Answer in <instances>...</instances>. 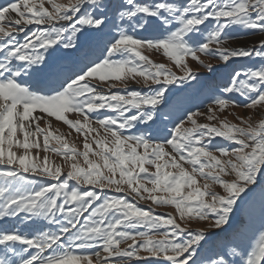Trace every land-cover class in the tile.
I'll list each match as a JSON object with an SVG mask.
<instances>
[{"label": "snow or ice", "instance_id": "obj_1", "mask_svg": "<svg viewBox=\"0 0 264 264\" xmlns=\"http://www.w3.org/2000/svg\"><path fill=\"white\" fill-rule=\"evenodd\" d=\"M108 8L105 0H67V3L13 0L0 5V38H7L0 43V53L4 54L0 59V165L5 169L0 170L3 178L0 220L18 218L24 213L18 222L32 221L25 225L31 229L30 234L19 228H0V246H3L0 264H128L132 258L155 264L149 257L160 258L167 264H197V249L206 239L205 233L189 230L178 220L203 221L212 213L217 217L212 227L227 225L242 194L253 191L258 178L264 181V118L253 120L249 116L239 118V123L220 119L217 112L238 106L228 98L217 97L213 101L215 106L208 108L207 120L216 123L198 122L196 117L205 114L196 112L188 115L191 127H185V121H180L160 142L151 133L161 119L160 106L166 103L165 94L169 91L166 86L194 78L186 61L188 56L201 63L198 52L218 54L225 63L232 58L253 55L264 60V39L258 47H225L231 39L226 35L230 27L241 26L264 33V0H190L188 6L167 0L154 4L123 0L116 11L118 22L113 25L119 30L106 42V56L86 65L59 89L53 88L46 94L19 79L30 70L34 73L44 70L34 66L47 67L46 57L38 49L54 52L60 44L66 49H76L77 39L107 35ZM6 19L9 26L3 24ZM210 19L217 23L206 41L191 43L189 34H198L200 26ZM173 21L180 26L170 30ZM154 23L169 28L167 34L153 39L136 38L137 30L147 32ZM33 25L37 26L35 30L30 27ZM21 33L23 42L17 39ZM143 49L162 50L185 75L178 77L165 64L154 63L143 54ZM13 61L23 63L15 65ZM136 77L143 78L145 86L160 87L150 94L135 90L128 95L111 92L118 87L116 82L127 89V81ZM92 80L107 83L108 94L98 90L101 84L94 85ZM223 92L246 97L248 102L243 107L253 110L264 107V65L235 72L230 86L224 87ZM105 108L118 115H106L96 121L98 128L93 127L87 113ZM37 111L41 115H34ZM68 113L82 115L83 121L69 119ZM51 117L84 133L83 152L70 148L64 136L55 135L50 130V121L48 128L40 126L41 120ZM139 124L145 125L143 133L124 134ZM93 133L89 143L88 135ZM50 138L61 147L50 149ZM216 138L230 141L232 147H216ZM41 147L45 152L52 151L72 161L63 180L60 179L64 175L62 167L50 166L47 155L40 163L36 162L38 157L31 150ZM90 153L97 160L90 159ZM77 156L83 157L87 167L77 162ZM27 173L59 183H40L37 187L39 182L30 179ZM70 181L81 186L94 185L100 191H81L76 185H70ZM125 186L141 200L173 206L177 215H156L154 209L138 207L126 198L106 194L101 198L105 189L114 187L116 192L123 193ZM215 186L222 192L214 190ZM96 201L101 202L93 208ZM70 204L76 207L66 209ZM89 209L92 211L81 221ZM58 214L64 216L66 223L57 220ZM41 220L60 224L59 230L44 231ZM77 225L82 226L77 228ZM161 228L165 230L160 231ZM185 233L187 236L181 241L179 238ZM122 244L127 247H121ZM88 249L94 251L78 252ZM141 252L148 256L140 255ZM231 253L239 255L236 248ZM114 257L120 259H111ZM209 264H230V261L221 255ZM244 264H264V233L246 253Z\"/></svg>", "mask_w": 264, "mask_h": 264}, {"label": "rangeland", "instance_id": "obj_2", "mask_svg": "<svg viewBox=\"0 0 264 264\" xmlns=\"http://www.w3.org/2000/svg\"><path fill=\"white\" fill-rule=\"evenodd\" d=\"M13 2V0H0V5H7ZM58 2L67 3V0H58ZM123 0H105V3L109 6L108 8V19L110 21L108 28L105 29L107 35H94L92 38L77 39L76 43L78 47L76 49L64 48L62 44L55 46L56 50L53 52L52 49H49L48 52H45L44 49H38L39 52L44 53L47 61V67L43 64L34 66L44 69L41 72H32L31 70L27 75H23L21 78L26 84L34 89L39 87L46 94L51 89H59L61 85L69 81V78H74L77 73L85 68L86 65H90L93 61L102 59L107 55L105 44L106 42L115 36L118 33V28L114 27V23H117L116 11L119 6L122 4ZM140 3L154 4L160 2V0H138ZM169 3H174L179 6H188L190 0H167ZM205 2V0H201ZM50 7V5H46ZM15 15V14H10ZM216 21L210 19L204 25L200 26L201 31L198 34H189L192 39L191 43L197 44L202 41H206L207 35L215 28ZM4 26H9L7 24V19L3 22ZM59 26V25H58ZM180 25L177 21H173L170 30H175ZM32 30H35L37 26H30ZM47 27V26H41ZM125 27H127L125 25ZM169 28L162 27L159 23H154L152 29L145 32L143 30H137L134 35L136 38H157L162 37L167 34ZM15 35V33H14ZM67 35V34H66ZM226 35L231 37L225 43V47L236 48V47H252L259 45L260 40L264 39V33L259 32L258 30L246 29L241 26L230 27L226 30ZM188 37H186L187 39ZM4 39L0 38V43L4 42ZM17 39L20 42H23V33L20 34ZM217 45H212V49L215 50ZM143 54L148 56L154 63H163L168 68L171 69L178 77L185 75L184 71L180 67L176 66L173 61H171L162 50H148L143 49ZM3 53H0V59L3 58ZM197 55L200 56V61L193 60L191 56L186 58L187 64L191 67L194 78H190L183 82H177L173 85H167L169 91L165 94L166 103L161 104V119L157 125L153 126L151 133L155 136L156 141L160 142L163 137H168V134L171 132L173 126L180 121H185V127H191V123L187 121L188 115L192 113H204L205 115L197 116L196 119L200 123H216V121H208L207 113L210 105L215 106L213 101L217 97H224L232 100L236 107H231L224 112H217V116L220 119L227 118L229 121L234 123H239V118H248L252 117L253 120H258L264 118V107H259L255 110L243 107L245 103L248 102L246 97L240 96L239 93H225L223 92L224 87L230 86V81L233 77V74L237 71H247L249 69H257L260 66L264 65V60L260 57L253 55L250 58H232L229 62L225 63L217 55H209L206 53L198 52ZM117 59L119 57H113ZM137 62L143 64L142 61ZM15 65L22 64L23 62L13 61ZM205 65H211V69ZM139 81V83H137ZM92 83L95 85L97 83L101 84V87L98 90L104 91L105 94H108L107 83L98 82L97 80H92ZM118 87L111 89V92H119L121 95H128L132 90L139 91L142 94H150L152 90L160 87L159 85L145 86L143 84V78L136 77V80L129 79L127 81L129 87L125 89L120 82H116ZM87 111V110H86ZM133 112L136 110L133 109ZM91 119L93 127H99L97 120L104 118L106 115L117 116L118 113L111 111L110 109H100L96 112L87 113ZM131 114V113H129ZM34 115H41L37 111ZM68 118L72 120L80 119L83 121V116L77 113H68ZM50 121V130L55 133V135H62L66 138L67 143L70 148H75L79 152H83L85 136L83 132H76L75 129L70 128L67 124L62 121H57L54 117L47 118L46 120L40 121V126L42 128H48ZM159 129V131H158ZM166 129V131H164ZM145 130V125L139 124L136 128L131 130L124 131L125 135H139ZM86 131V130H85ZM103 134V130H101ZM93 134L88 135V142L92 143ZM22 138V136H21ZM41 145H43V137H40ZM216 147H226L231 148L232 144L230 141H227L223 138H216L214 141ZM61 145L57 143L54 139L50 138L49 148H59ZM93 149H96V145L93 143ZM18 152H22L20 149H15ZM169 151L171 148L169 146ZM66 151V150H62ZM142 151V149H141ZM31 154L34 157H38L37 163H40L42 158L47 155L49 157L50 166H61L64 175L61 176L63 180L70 170L71 160L65 159L62 155L54 153L52 151L45 152L40 149H32ZM218 154V153H217ZM77 162L84 167H87L84 164L83 157L77 156ZM90 159L97 160V157L90 153ZM189 170L191 166L189 164L184 165ZM12 167V166H10ZM149 167L150 171H155L154 167L146 165ZM0 170H5L4 166L0 165ZM30 179L38 181L36 185L40 186V183L51 184L59 183V181L52 180L51 178L42 179L38 174L34 175L32 173H27ZM143 175V174H141ZM117 178L118 175H117ZM225 179H231V177H225ZM3 182V178H0V183ZM203 180H201V184ZM70 185H76L79 190H91V191H100L94 185H79L76 181H70ZM151 187V185H148ZM253 191L246 194H242L241 199L238 200L237 204L233 208V212L229 217V224L223 225L220 228L212 227L215 219L217 218L215 214L210 213L207 220H198L193 218L190 221H179L182 226L185 224L189 230H203L205 233L206 239L201 242V246L197 249L198 257L197 264H209V261L212 259H217L219 256L223 255L225 259L230 261V264H244L246 259V253L250 252L255 244L258 242L260 235L264 233V181H260L258 178V183L252 186ZM214 190L222 192V189L218 186L214 187ZM109 197H121L130 200L133 203H136L138 207L151 208L154 209V214L156 215H165L172 214L177 215L176 210L173 206H158L153 204L149 200H141L134 193H131L127 190L125 186V192L118 193L115 191V188L105 189L101 193V198L103 199L104 195ZM146 195V194H145ZM101 201H96L93 204V208L98 206ZM76 207L75 204H70L65 206ZM92 209H89V212L84 213V216L81 217L83 221ZM24 213L20 214L18 218H4L0 220V228L6 227L8 229L19 228L25 233L30 234L31 229L27 228L25 225L30 224L32 221H26L24 223H19L18 221L22 220ZM35 219V218H32ZM57 220L61 223H66L64 216L58 214ZM40 223L44 226V231L56 232L59 230L60 224L53 223L49 224L47 221L41 220ZM82 225H77V228ZM145 230V229H141ZM165 229L161 228L160 231ZM170 230V229H169ZM75 231V229H73ZM135 231V230H132ZM187 236L185 233L179 239L182 241ZM102 243V242H101ZM130 243V241H129ZM121 247H127V244H122ZM236 248L239 255H233L231 249ZM3 246H0V252H2ZM34 251V250H31ZM94 251V249L88 250H78L79 254H88ZM106 255V254H105ZM140 255L148 256L147 253L141 252ZM113 260H119L120 258L114 257ZM153 260L155 264H167V262L162 261L160 258L149 257ZM95 260V257H94ZM128 264H145V261H137L134 258L129 260ZM191 264V262H190Z\"/></svg>", "mask_w": 264, "mask_h": 264}]
</instances>
